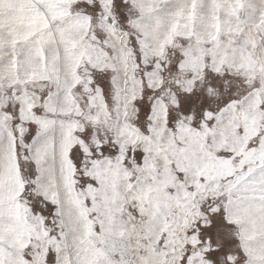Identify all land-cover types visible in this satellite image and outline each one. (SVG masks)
<instances>
[{
    "label": "rangeland",
    "instance_id": "374dc122",
    "mask_svg": "<svg viewBox=\"0 0 264 264\" xmlns=\"http://www.w3.org/2000/svg\"><path fill=\"white\" fill-rule=\"evenodd\" d=\"M215 251L264 264V0H0V264Z\"/></svg>",
    "mask_w": 264,
    "mask_h": 264
},
{
    "label": "snow or ice",
    "instance_id": "6c2138e0",
    "mask_svg": "<svg viewBox=\"0 0 264 264\" xmlns=\"http://www.w3.org/2000/svg\"><path fill=\"white\" fill-rule=\"evenodd\" d=\"M187 103L191 104L192 102L189 100L187 101ZM212 217H214V219H212ZM224 224L225 221L223 215L218 210L217 212L210 214L209 223L202 228V233L209 236L212 235L214 232L217 234H222ZM209 255L213 257L214 264H220V259H221L220 251L210 252Z\"/></svg>",
    "mask_w": 264,
    "mask_h": 264
}]
</instances>
